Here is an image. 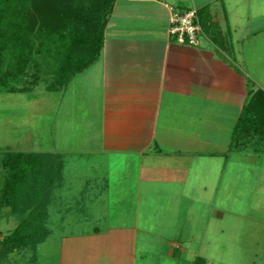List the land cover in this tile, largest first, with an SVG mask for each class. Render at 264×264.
Masks as SVG:
<instances>
[{"label":"crops","instance_id":"1","mask_svg":"<svg viewBox=\"0 0 264 264\" xmlns=\"http://www.w3.org/2000/svg\"><path fill=\"white\" fill-rule=\"evenodd\" d=\"M111 7L98 58L52 91L60 94L48 106L49 147L38 152L63 158L48 193L47 233L33 247L3 250L1 263L28 250L29 264H145L152 212L198 203L210 217L205 230H215L217 216L246 210L234 198L263 195L264 0H111ZM171 8L197 10L198 46L170 34ZM67 158L103 163L106 174L80 175L76 192L63 173ZM63 209L70 230L57 235ZM114 215L122 221L99 226Z\"/></svg>","mask_w":264,"mask_h":264},{"label":"rangeland","instance_id":"2","mask_svg":"<svg viewBox=\"0 0 264 264\" xmlns=\"http://www.w3.org/2000/svg\"><path fill=\"white\" fill-rule=\"evenodd\" d=\"M41 38L36 41L43 46L41 51H34L33 58L23 64L16 74L12 73L17 64L13 51H0V250L16 239L24 242L36 241L43 231L30 230L31 226L38 224L33 212H42L44 202L48 198V195L44 194L45 191L39 195L38 178L33 175L38 172V168L43 169V166L28 167V162L40 164L46 160L48 170L59 175L62 172L61 154L38 152L47 151L46 148L49 147V124L55 118L54 115L51 118V114L47 117L48 106L51 98L60 94L53 93L51 89H61L64 86V82L60 84L59 81L62 80L63 73L65 74L59 43L56 44L53 39L49 41ZM15 52H19L17 48ZM58 118H61V112L58 113L56 121ZM45 133L46 136L42 139L40 134ZM44 155H47L46 158ZM67 161L63 173L76 182L72 184L75 185L76 192L78 185H81L80 181L77 184V177L80 175L106 174L104 170L107 167L103 163V167H98L97 162L91 163L89 158L81 159L80 164L76 159L67 158ZM75 161L77 163L74 164ZM116 172L119 173L120 170ZM122 173L123 169L120 174ZM174 197L179 199V193ZM241 197L234 200L246 205V210L241 211L238 216H217L215 230L213 227L205 230L206 219L210 218L207 215L208 210L197 208L196 202L192 206H189L188 202L185 209L181 210L161 211V214L152 212L148 215L150 243L144 248V259L141 261L145 264H264V191L262 197H252L247 193L241 194ZM252 204L256 205L253 207ZM163 205H166V202ZM252 211L257 212L256 216L250 215ZM61 212L64 216L59 213L60 220L64 222L66 219L67 225L65 209ZM121 217L115 216L111 219L109 216L108 220L104 218L105 224L99 226L107 228L113 223L116 225L122 221ZM11 218H14L15 222H11ZM60 220L56 226L57 235H63L70 230L65 222L62 226ZM76 232L78 231L74 233ZM55 236L56 234L52 235L48 243H44H53L59 238ZM177 243L182 245L181 249L173 247L172 244L176 246ZM45 244L41 246L45 248ZM52 248L53 246L48 252ZM54 249L56 250V247ZM32 253L33 251L28 250L15 253L12 258H19L18 261L8 264H29L27 261H30L29 254Z\"/></svg>","mask_w":264,"mask_h":264},{"label":"trees","instance_id":"3","mask_svg":"<svg viewBox=\"0 0 264 264\" xmlns=\"http://www.w3.org/2000/svg\"><path fill=\"white\" fill-rule=\"evenodd\" d=\"M111 8V0H0V51L5 49L13 51L17 64L12 73L16 74L23 64L33 58L34 51H41L43 46L36 43L37 39L41 37L42 40L53 39L60 45V57L65 74L63 73V78L59 82L60 84L64 82L65 87L101 53ZM16 48L19 52H15ZM64 79L66 81H63ZM58 90L60 89L57 87L51 89ZM254 124L259 125V120H253V127ZM46 156L44 155V158ZM45 161L40 164L28 162V167L43 166V169L38 168L37 173L32 172L34 177L38 178L39 195L44 191V194L48 195L53 180L59 175L48 170ZM47 201L46 199L44 202L42 212H33L38 224L35 227L31 226L30 229L33 232L43 230L42 236L38 233L36 241L13 240L3 247L5 252L33 247L44 238L47 233L44 226ZM33 232L32 235H35ZM3 250H0V254L5 253Z\"/></svg>","mask_w":264,"mask_h":264},{"label":"built area","instance_id":"4","mask_svg":"<svg viewBox=\"0 0 264 264\" xmlns=\"http://www.w3.org/2000/svg\"><path fill=\"white\" fill-rule=\"evenodd\" d=\"M172 10L170 34L176 37L177 42L190 46H198L201 41L203 28L197 19V10L185 12Z\"/></svg>","mask_w":264,"mask_h":264}]
</instances>
